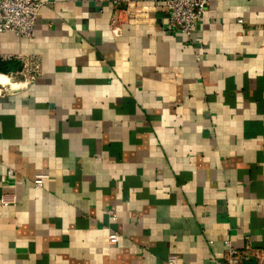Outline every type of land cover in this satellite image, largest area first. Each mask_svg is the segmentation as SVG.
Listing matches in <instances>:
<instances>
[{
	"label": "crops",
	"instance_id": "obj_1",
	"mask_svg": "<svg viewBox=\"0 0 264 264\" xmlns=\"http://www.w3.org/2000/svg\"><path fill=\"white\" fill-rule=\"evenodd\" d=\"M41 1L30 39L0 37L1 71L41 64L0 97V264H214L225 241L258 264L264 0H209L190 37L168 0ZM129 4L153 22L114 34Z\"/></svg>",
	"mask_w": 264,
	"mask_h": 264
},
{
	"label": "built area",
	"instance_id": "obj_2",
	"mask_svg": "<svg viewBox=\"0 0 264 264\" xmlns=\"http://www.w3.org/2000/svg\"><path fill=\"white\" fill-rule=\"evenodd\" d=\"M208 3L209 0H168L165 5L168 28L190 37L199 25ZM41 7V0H0V37L4 33H12L17 37L30 39ZM116 10L112 28L114 34H118L120 31L117 27L119 23L126 22L138 26L153 22L149 8H136L135 5L129 4L125 9L116 8ZM121 15H125V20L121 19ZM4 59L18 61L20 68L15 72H0V97L27 88L41 75L40 59L37 56H6ZM7 176L12 177L13 171L9 170ZM33 185L35 189H40L42 178H36ZM0 202L2 206L7 207L14 205L15 199L4 195ZM116 239L117 236L114 234L107 236L109 242H115ZM224 244L226 247L225 256L223 260L216 261L214 264H241L242 252L235 249L228 241H225ZM167 263L176 264L177 258L170 256ZM258 264H264V257Z\"/></svg>",
	"mask_w": 264,
	"mask_h": 264
},
{
	"label": "trees",
	"instance_id": "obj_3",
	"mask_svg": "<svg viewBox=\"0 0 264 264\" xmlns=\"http://www.w3.org/2000/svg\"><path fill=\"white\" fill-rule=\"evenodd\" d=\"M1 68H2V67H0V72H3V71H1ZM4 69H5V68H2V70H4Z\"/></svg>",
	"mask_w": 264,
	"mask_h": 264
}]
</instances>
